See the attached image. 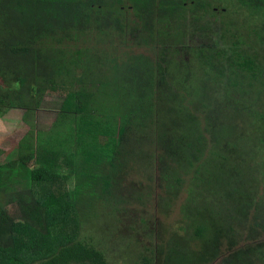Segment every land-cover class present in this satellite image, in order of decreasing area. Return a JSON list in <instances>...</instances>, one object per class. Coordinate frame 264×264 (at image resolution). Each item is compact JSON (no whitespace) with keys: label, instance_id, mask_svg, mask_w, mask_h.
Here are the masks:
<instances>
[{"label":"trees","instance_id":"1","mask_svg":"<svg viewBox=\"0 0 264 264\" xmlns=\"http://www.w3.org/2000/svg\"><path fill=\"white\" fill-rule=\"evenodd\" d=\"M213 1L188 12L184 0H0V119L23 109L29 127L16 158L0 162V264H109L97 243L111 239L141 264H264V0H226L221 17ZM129 17L133 31L157 21L177 41L199 32L195 60L213 89L196 81L198 66L164 54L152 74L133 54L129 69L113 65L111 96L73 91V72L93 65L67 42L91 27L125 42ZM151 78L170 87L158 103ZM46 94L62 102L40 131L30 119ZM26 178L27 188L8 189ZM174 206L182 218L170 223Z\"/></svg>","mask_w":264,"mask_h":264},{"label":"rangeland","instance_id":"2","mask_svg":"<svg viewBox=\"0 0 264 264\" xmlns=\"http://www.w3.org/2000/svg\"><path fill=\"white\" fill-rule=\"evenodd\" d=\"M216 3L218 6H220L219 10L216 9L217 13H220L219 17H221V10L224 8L225 5L229 3V1L226 0H214L213 2ZM222 1V2H219ZM196 3V0H184V6L185 10H188V12L192 11L193 4ZM230 14L223 15L225 18L228 19V16ZM208 16L205 18V22H213L216 28H214V33H220L221 32V25L218 23V21H221L220 19ZM236 18V16H234ZM226 20V19H225ZM133 22L131 21V18H128V21L125 23V42L124 38H115V37H106L108 40L104 41L106 38L99 34L100 39H97V32L93 31L92 27L88 30H85L82 34L81 40L76 41H68L67 45L72 48L70 49L71 52L75 51V49H82L81 54L88 53L89 59H91L90 64L93 65L92 68H90V71H76L73 72L75 80L72 82V88L73 91H78L81 89H84L85 91H88L89 95L95 97L97 94H104L107 93L110 96L112 95V81L111 76H113V65L118 64L120 67L124 69H129V67L132 66L131 62L128 60V57L132 56L133 54L141 55L146 59H150L153 64V72L152 74H155L156 65L159 67V65L162 64V57L164 59V54L167 58L172 59L176 61V63H179L182 67L183 65H195L198 66L197 72L198 77L196 81L202 80V86L206 87V91L213 89V83L211 82V74L207 72V70L199 67V63L196 62L197 60V50L199 47L205 48L204 43H202V40L200 39L199 32L196 34L195 37H189L188 36H182L181 40L175 39L171 36L168 29L165 31L164 28L159 27L160 22L154 21L152 22V27L149 31H143L138 30L133 31ZM213 27V26H211ZM132 30V32L130 31ZM106 34H112L111 29H108L105 31ZM150 34H149V33ZM134 33V34H133ZM242 34V33H241ZM165 37V38H164ZM212 42L213 39L218 45V48L221 50L225 48L224 46V40L219 38L216 34H210L208 37ZM163 39L168 40L167 47H160L158 45V42L162 41ZM244 40V38L242 39ZM123 41V42H122ZM122 42V43H121ZM177 44H176V43ZM251 45V44H250ZM62 46L65 48V44L63 43ZM67 46V47H68ZM167 48V49H166ZM239 50H247L251 52V49L248 45L245 43H242L238 46ZM176 51H175V50ZM196 54V56H195ZM47 56V55H46ZM53 56V55H52ZM119 58L117 60L113 59L115 57ZM121 56V57H120ZM51 58V57H50ZM48 57V59H50ZM196 59V60H195ZM122 60L124 63H122ZM226 58L222 60L221 62L224 64L223 66L226 68H230L225 62ZM95 61V62H94ZM198 61V60H197ZM183 63V64H182ZM52 66V64H50ZM197 68V67H194ZM227 70H230L228 69ZM47 71L43 72V75H45ZM97 74H101V76L105 77L106 84L102 85V78L99 77ZM64 79V78H63ZM86 79V80H85ZM95 79V82H94ZM90 80H92L95 85L98 84L99 87L95 90L93 88L92 84L90 83ZM138 80V78L136 79ZM160 79H154L151 78L149 81L151 88H155L159 84ZM207 81V82H206ZM185 83H187V79H183L181 87L185 86ZM108 88V89H107ZM157 88V87H156ZM158 90H155L154 97H156L155 101L158 99L157 97L163 98L167 95H170V87H166L163 89V87H158ZM176 91L180 94L181 92L177 90L176 86L172 88V94L174 95ZM75 92V93H76ZM191 92V91H188ZM177 93V94H178ZM190 95V93H188ZM188 97V96H187ZM76 96L74 97V99ZM75 100L82 101L84 100L83 97L78 96ZM190 101H193V103H196V96L189 97ZM62 102V96L59 97L58 95H45L42 97L40 102V108L38 111L33 115L30 119L31 122L34 121V125L37 128V130L44 131L47 130L51 124L54 122L56 115L59 113V107ZM157 102V101H156ZM158 103V102H157ZM82 106L79 105L77 108H81ZM90 113H93V107L89 106ZM158 109L160 110V106H158ZM25 113V110L23 109H16L10 111L8 114H6L2 119H0V162H6L7 159H14L16 158V148H18L19 143L24 138V136L29 131L28 125L24 124L22 119L23 115ZM161 125H166L165 121H161ZM264 129V128H262ZM253 131V130H252ZM253 135H256V130H254ZM257 136V135H256ZM259 137V136H258ZM141 150H146V146H143ZM35 159V156H27L25 158H22L21 161L27 163L29 166H33V160ZM193 161V159L190 160V162ZM142 181L143 178H140ZM145 182V181H144ZM29 180L26 178L23 181H21L18 184V181L12 182L8 189L11 191H15L17 189H25L28 187ZM146 183V182H145ZM183 200V199H182ZM182 213L180 210H178L177 206H174L173 214L168 219V222L173 223L176 218H182ZM166 220V219H165ZM118 226V225H117ZM161 227V226H160ZM183 234V232H180ZM111 235V234H110ZM246 235V238L249 236L248 233H244ZM263 238L259 239L264 241ZM146 241V240H145ZM257 241V240H256ZM254 241V242H256ZM109 243L105 244L103 247L98 244L99 248H103L105 250L106 259L109 264H141L140 262L135 263V259L132 256L134 248H131L127 245V243H121V242H114L111 239L108 241ZM253 243L251 240L248 241V244ZM223 258H220V261L214 262L212 264H223Z\"/></svg>","mask_w":264,"mask_h":264}]
</instances>
